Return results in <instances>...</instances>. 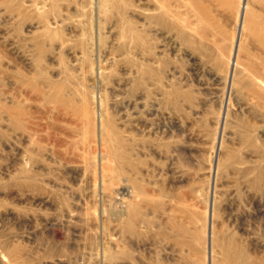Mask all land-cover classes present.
<instances>
[{
  "label": "rangeland",
  "instance_id": "rangeland-1",
  "mask_svg": "<svg viewBox=\"0 0 264 264\" xmlns=\"http://www.w3.org/2000/svg\"><path fill=\"white\" fill-rule=\"evenodd\" d=\"M0 264H264V0H0Z\"/></svg>",
  "mask_w": 264,
  "mask_h": 264
},
{
  "label": "water",
  "instance_id": "water-1",
  "mask_svg": "<svg viewBox=\"0 0 264 264\" xmlns=\"http://www.w3.org/2000/svg\"><path fill=\"white\" fill-rule=\"evenodd\" d=\"M211 227V226H210ZM211 236V231H210V234H209V237ZM209 241H210V239H209Z\"/></svg>",
  "mask_w": 264,
  "mask_h": 264
},
{
  "label": "bare ground",
  "instance_id": "bare-ground-1",
  "mask_svg": "<svg viewBox=\"0 0 264 264\" xmlns=\"http://www.w3.org/2000/svg\"><path fill=\"white\" fill-rule=\"evenodd\" d=\"M243 7V6H242ZM242 17H243V15H242ZM239 25V24H238Z\"/></svg>",
  "mask_w": 264,
  "mask_h": 264
}]
</instances>
